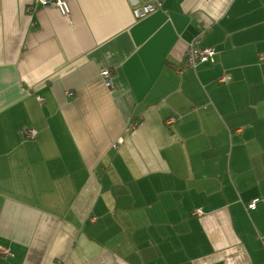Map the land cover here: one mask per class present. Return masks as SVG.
<instances>
[{
	"label": "crops",
	"instance_id": "obj_1",
	"mask_svg": "<svg viewBox=\"0 0 264 264\" xmlns=\"http://www.w3.org/2000/svg\"><path fill=\"white\" fill-rule=\"evenodd\" d=\"M33 1L0 0V264H263L264 0Z\"/></svg>",
	"mask_w": 264,
	"mask_h": 264
},
{
	"label": "built area",
	"instance_id": "obj_2",
	"mask_svg": "<svg viewBox=\"0 0 264 264\" xmlns=\"http://www.w3.org/2000/svg\"><path fill=\"white\" fill-rule=\"evenodd\" d=\"M33 5H41V6H48L52 5L55 6L61 14L68 15L70 13V8L68 5V2L66 0H34ZM161 7V1L160 0H148L143 2L140 7L134 8L132 10L133 17L134 18H140L148 13L154 11L155 9ZM208 30L207 28L201 29L186 45V48L183 53V59L180 66H178L176 69L179 72H185L190 69H194L198 64L207 62L213 59V56L215 54V48L212 46H200L199 41L202 38V36L205 34V32ZM260 58H263L262 55ZM100 75L104 80V83L107 87H111V77H112V71L109 67H103L100 69ZM227 76L225 74L221 75L218 78L219 82L226 81ZM72 94L71 91H67V95L70 96ZM37 100L41 103L43 101L42 97L38 96ZM176 122L175 117H168L166 119L167 124H172ZM35 130L34 129H27L26 131V137H34L35 136ZM121 143V139H117L114 146ZM257 202V199H252L249 204L247 205L249 208H253L255 206V203ZM194 213L196 214H202V211L200 209H195ZM259 238L264 243V236H259ZM0 256L3 257H9L11 256L10 249L7 246L0 245ZM264 264V263H263Z\"/></svg>",
	"mask_w": 264,
	"mask_h": 264
}]
</instances>
